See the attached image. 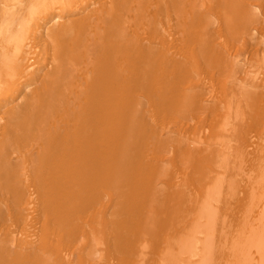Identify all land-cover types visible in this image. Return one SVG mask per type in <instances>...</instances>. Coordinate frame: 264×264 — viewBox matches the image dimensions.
Listing matches in <instances>:
<instances>
[{
  "label": "bare ground",
  "instance_id": "6f19581e",
  "mask_svg": "<svg viewBox=\"0 0 264 264\" xmlns=\"http://www.w3.org/2000/svg\"><path fill=\"white\" fill-rule=\"evenodd\" d=\"M0 264H264V0H0Z\"/></svg>",
  "mask_w": 264,
  "mask_h": 264
}]
</instances>
